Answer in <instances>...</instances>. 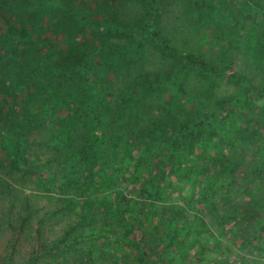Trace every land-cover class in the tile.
Masks as SVG:
<instances>
[{
    "label": "trees",
    "instance_id": "1",
    "mask_svg": "<svg viewBox=\"0 0 264 264\" xmlns=\"http://www.w3.org/2000/svg\"><path fill=\"white\" fill-rule=\"evenodd\" d=\"M134 1L144 22L125 7L133 0H0V174L17 172L53 201L36 214L32 194L13 204L0 182V240L25 234L34 256L44 246L59 264H105L114 244L135 245L147 264H166L168 251L179 264L194 246V259L251 264L264 256V91L255 97L232 63L251 36L238 38L226 0L215 22L222 33L198 10L210 38H228L208 62L198 43L161 24V3L175 14L202 0ZM221 77L242 84V100L260 102L236 143L220 134L229 114L218 119L209 103ZM173 176L190 189L183 207L167 195L184 189Z\"/></svg>",
    "mask_w": 264,
    "mask_h": 264
},
{
    "label": "rangeland",
    "instance_id": "2",
    "mask_svg": "<svg viewBox=\"0 0 264 264\" xmlns=\"http://www.w3.org/2000/svg\"><path fill=\"white\" fill-rule=\"evenodd\" d=\"M132 1V0H131ZM161 2V0H159ZM202 4H198L194 2V5L192 4V0H190L189 4H192V6H187L188 10L185 12L183 10L182 12H178L175 14H171L168 11L172 8L174 4H163L161 3L160 10H163L162 14V25H166L167 28L163 30L164 34H174L173 39L175 40H181V43H187L190 41H193L195 43H198V46L196 47V52L201 55V57L205 58L208 62H211L213 59L219 58V53H216L215 45L224 44L228 38H220L221 35L219 34L217 38H210L211 35V26L206 25V22L202 24V21L199 18H195L194 14L198 10H207V14H205V21L208 18L209 23L211 22V25L213 22L215 23L217 20V15L220 14V0H202ZM244 2V3H242ZM226 0V4L228 7H230L229 11L227 12L228 15H231L235 22L233 23L231 16L228 18L230 19V24L236 25L235 28L240 27L242 28V31L240 32V37L238 38H247V35H250L251 38H249L247 41L251 40V43L249 45L246 44L247 41H245V44H239L237 48L233 51L232 55V63L233 66L236 67L237 74L240 78L245 80L249 84V88L253 91L255 97H259L261 93L264 91V0H261V4H258V0ZM257 3V4H256ZM77 3L74 5L76 6ZM244 4V5H243ZM243 5V6H242ZM242 6V7H241ZM244 6L249 7V11L253 10L251 13L261 15L258 18L253 17H245V15H242V13H246L247 11H244L242 8ZM114 9L115 6H112ZM128 10H131L134 14H137L139 18V23H141V20H143V10L145 7H143L139 2L134 1L132 4H127L125 6ZM185 8V7H184ZM217 11V12H216ZM238 12H240L238 14ZM250 13V14H251ZM236 14V18H235ZM124 18V22H129L131 20V16H127L126 14H122ZM243 16V17H242ZM175 17V18H174ZM174 18V19H173ZM141 19V20H140ZM215 20V21H214ZM252 20V21H251ZM219 23H222V21L217 22L216 26L218 27L217 30L221 32V26ZM162 25L160 27H162ZM199 25V26H197ZM208 27V29L206 28ZM250 27H253L252 30ZM181 30V31H180ZM222 33V32H221ZM233 39V38H232ZM215 42L216 44H213ZM215 54L217 57H215ZM148 58L152 59L153 56H147ZM159 58L158 60H160ZM161 65L164 67L167 65L165 61H159ZM156 65V63H155ZM159 67V65H157ZM160 68H163L160 66ZM191 76V75H190ZM118 87H121L118 83ZM215 93L212 98L209 99V103L212 109H214V112H216V116L218 119H224L228 118L229 114V128H225L224 130L220 131V134L222 135V138L226 140L228 137L234 138V143H236L237 137L235 136V133L237 131H242L244 125H245V118L244 115H247V117L253 116V114L260 112L261 108L256 107L255 105L251 104V102L258 103L257 100H252L251 102L247 100V98H244L242 94V84L235 83L234 81L229 80L226 77L218 78V80L215 82ZM235 101L232 103V101ZM230 101V102H229ZM248 122V121H247ZM227 141V140H226ZM14 166H12L13 168ZM16 176H14L13 179H5L0 174V182H2V188L7 192L8 195H10V201L13 204H19L22 202L23 197L28 194L33 195V209L36 212V214L42 215V206L46 207V204L52 205L50 203L53 202L51 199L45 197L44 195L48 194H42L38 193L35 190V187L33 188L32 185H29L33 188H26L27 184L23 179L18 178L17 179V172H15ZM26 174V172H24ZM173 181L176 186V188L183 187L184 189L178 194V192H168V194H171V197L175 198L174 203L177 206H182L183 203L179 201V198H183L184 194L189 192L190 189L185 186V183L183 180H178L173 176ZM162 186L166 187V182L161 181ZM260 189L264 190V180L260 179ZM25 184L26 186H24ZM131 188H133V185H130ZM130 188V189H131ZM17 191H20L17 192ZM131 193V191H129ZM194 195V194H192ZM192 195L190 197H192ZM15 196L17 200L12 198ZM51 198H54L53 195ZM50 201H49V200ZM184 199V198H183ZM18 206V205H17ZM16 231L23 230L26 231L27 228H15ZM118 229H116V232ZM27 232V231H26ZM118 233V232H117ZM19 236V235H18ZM127 235H125L126 237ZM28 236H19L18 238H14L13 236L6 235L4 238H1L0 240V264H59L54 263L52 259L45 256V254L48 252L44 246H42L41 249L37 248V254L33 255V250L28 245L31 243L30 240H25V238ZM132 237L128 236V241L132 240ZM264 239V235H263ZM133 241V240H132ZM103 243H99L97 246L99 248L103 245ZM192 246V243L189 245V248ZM44 249V250H43ZM173 251H175V247H171ZM112 253H113V259H105V264H147L146 260L144 258V252L143 250L141 253V258H138V251L135 247V245L130 244V247H126L125 245H119L114 244V247L112 246ZM200 251V247L194 246L189 251L187 248L180 251V257L177 262L179 264H211L210 261L213 260V254L207 253L204 256H202V253L200 255H197ZM32 252V255H31ZM189 252V253H188ZM196 252V259L194 257H190V253ZM240 253L246 255V256H254L256 253L249 254L247 249H240ZM26 254H29V256L26 257ZM73 255V254H72ZM171 254L170 251H168L167 257L168 262L166 264H169L172 262L170 258ZM217 256V255H216ZM30 258V259H28ZM208 260V261H205ZM28 261V262H27ZM133 261V262H132ZM30 262V263H29ZM128 262V263H127ZM151 264V263H150ZM251 264H264V256L262 257H256L254 260H252Z\"/></svg>",
    "mask_w": 264,
    "mask_h": 264
}]
</instances>
